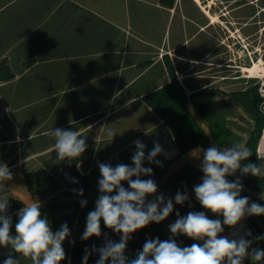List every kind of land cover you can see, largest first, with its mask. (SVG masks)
I'll return each instance as SVG.
<instances>
[{
	"label": "crops",
	"instance_id": "0c3cea01",
	"mask_svg": "<svg viewBox=\"0 0 264 264\" xmlns=\"http://www.w3.org/2000/svg\"><path fill=\"white\" fill-rule=\"evenodd\" d=\"M214 1L0 0V62L11 74H0V163L23 180L26 170L44 167L73 181L92 173L99 150L100 162H109L137 139L158 142L166 157L176 154L172 136L141 98L169 79L167 65L188 93L245 82L240 73L231 77L230 25L214 41ZM39 42L25 64L26 49ZM55 128L80 131L93 146L89 164L83 156L71 164L57 159L55 138L45 135Z\"/></svg>",
	"mask_w": 264,
	"mask_h": 264
},
{
	"label": "clouds",
	"instance_id": "9594fccd",
	"mask_svg": "<svg viewBox=\"0 0 264 264\" xmlns=\"http://www.w3.org/2000/svg\"><path fill=\"white\" fill-rule=\"evenodd\" d=\"M264 110V106H262ZM45 135L55 138L54 149L57 159L69 164L77 160L87 149L86 139L78 130H65L55 128ZM108 135H115L111 130ZM136 151L133 153L132 165L120 163L115 167L110 164L99 163L100 179L98 191L100 195L95 201V209L87 214L86 227L82 240L90 237H100L101 220L105 227L121 234L119 242L106 237L103 247L92 246L91 251L85 249L83 264H88L92 252L99 253L96 264H243L246 257L253 264L264 262V250L252 248L254 240H264V236L247 239L250 231L243 235L234 234L235 238L220 235L224 226L242 227V221L249 216L264 215V206L256 202L249 203L248 197H242V182L237 178L234 182L226 177L235 176L237 171L242 175L251 174L264 177V163H244L251 151L244 142H235L231 147L218 148L210 146L203 150L200 171L203 173L202 182L194 186V193L200 205L211 211L220 219H209L205 212L190 211L181 217L176 213L177 219L169 225L172 236L161 241L158 237L148 239L142 251L136 257L129 259L125 255L127 243L131 234L143 229L151 222L160 223L173 212L172 198L164 194L156 195L158 186L152 179H141V176H151L153 169L144 167V161L162 167V162L156 157L163 153L158 142H154L153 149L145 156L144 143L137 139L134 141ZM257 159L264 161V154H257ZM79 168V165H77ZM135 177V179H133ZM13 179V174L6 164L0 163V182ZM127 182L128 188L122 185ZM73 182L76 183L73 178ZM73 191H76L75 189ZM83 196V189H79ZM115 193V194H113ZM152 195L154 199L147 201ZM176 204H184L189 200L186 193L177 192L174 197ZM81 206L87 205V200L80 201ZM8 199L0 200V246H11L14 253L31 260L32 264H60L66 253L62 247L63 242L70 236V229L65 222L59 230L53 232L47 218H42L40 203L33 202L25 205L17 213L18 222L15 224L16 235L10 234L12 226L11 216L6 214ZM183 234L194 241H203L202 244L193 243L181 247L174 237ZM74 243V241H72ZM12 252L3 261V264H19Z\"/></svg>",
	"mask_w": 264,
	"mask_h": 264
},
{
	"label": "rangeland",
	"instance_id": "374dc122",
	"mask_svg": "<svg viewBox=\"0 0 264 264\" xmlns=\"http://www.w3.org/2000/svg\"><path fill=\"white\" fill-rule=\"evenodd\" d=\"M239 4L240 6L236 7ZM213 5L214 11L217 14H215L217 20H214V28L216 27V35L214 41L217 42L220 37H226V34H229V31L223 27L225 25L227 27L230 25V33L233 34L231 35V37H227V39L225 38V42L231 43L235 41V44L231 45L232 60L235 57V61H231L232 65L229 67L231 77H233L234 74L240 73L242 75L241 78H245V82L247 84L255 80L257 82L259 77L264 78L262 77L264 76V0H215ZM210 6L211 4H209V8ZM235 16L238 17V19L235 18ZM226 17L230 18V23L226 21L227 19H224ZM220 19L223 21L220 22ZM234 19H236L237 21H233ZM243 21L246 22L244 23ZM237 31H239V33ZM240 39H242V43L238 44L237 41H239ZM193 42L194 41H190V43L187 45L191 46ZM243 44H245V46L247 47V52L251 53L249 56L250 58L252 57V60L250 59V67H252L254 64H258L259 69L261 68L256 73H251L249 71V66L246 72H244V69H242L243 67L240 68L241 70L239 69L240 64L238 59L240 58V55L237 56L235 51L237 49H243L241 48ZM234 63H236L238 67L233 66ZM245 82L244 80H238V82H236V86H231L225 90L242 87ZM223 99H227V96L220 92L200 93L195 96L194 101L190 100L188 102V107L193 117L202 125V127L206 128L205 124L199 116V113L196 110L195 102L220 101ZM230 104L234 111L233 115L231 116L233 126L232 128L239 135L245 137L251 127V119L247 115L244 119L239 118L236 114L239 112L244 114L243 111L234 102ZM136 120L137 116H135V120L133 121L131 119H129L128 121L126 120V124L128 126L127 128L133 127ZM210 146H215L211 137ZM223 147H230V144L225 143L222 148ZM127 149L122 150L109 162L107 161L103 163L112 165V163L117 158H119ZM169 153L170 157H166L162 154L169 160L167 169L164 173H153L151 176H146L142 179H152L156 182L158 186V192L156 195L162 193L165 195V197L172 198L174 205L173 212L164 221L160 223L151 222L148 226L131 234V238L127 243V248L125 251V255L129 259L135 258L137 252L142 251L143 245L146 240L150 238L155 239L157 237L161 241L169 239L172 236L169 230V225L176 221L177 212H179L181 217L186 216L190 211L205 212L209 219H220L221 221L223 220L222 216H217L211 211L204 209L196 199L193 190L194 186L202 182L203 176V173L200 171V164L203 158V153L200 147H195L180 155H178L177 153L172 154V150H169ZM102 156L103 153L101 150H99L95 157L96 159H93L94 167L92 169V173L88 175L90 187L83 190V198L87 200V202L92 207L94 200L92 188L100 178L98 164L101 163L100 161L102 159ZM12 174L13 179L11 181L0 182V200H9L10 197H15L23 200L26 205L33 202H39L41 204L45 202L53 193H56V190L46 184L43 179H39L35 183L32 190H28L26 188L24 180L18 177L16 171ZM226 178L229 181L234 182L237 179V175L235 174V176H228ZM178 191L181 193H186L189 196V200L182 205L176 204L174 200V197ZM240 195L242 197H248L250 204L252 202H256L261 206H264V188H249L243 186V190ZM153 199L154 196L152 195H149L146 198V200L149 202ZM48 221L53 232L59 230L62 224H64L65 222L68 224L70 229V236L67 237L64 242L69 241L78 232L80 227V222L77 216L74 214L71 206L62 207L53 211L50 214ZM245 231H250L252 234L251 236L246 237L247 239H253L255 237L264 235V215L246 217L242 221V227L239 225L236 228L224 226V231L220 235L228 236L231 239L235 238L234 234L243 235ZM101 232L102 235L100 237L104 244L106 237L115 242H119L120 240L121 234L115 233L113 230L108 229L104 224L101 228ZM174 239L181 247L190 246L193 243H203V241H194L183 234H177ZM259 242L260 240L253 239V243L251 248L249 249V253L251 252L252 248H257L259 246ZM9 252H12L14 259L20 260L19 264L31 262L30 259L22 256L20 257L19 254L14 253V251L11 249V246L9 245L7 247L0 246V264H3V261L8 257ZM243 264H253V261L250 258L246 257L243 261Z\"/></svg>",
	"mask_w": 264,
	"mask_h": 264
},
{
	"label": "trees",
	"instance_id": "16d2710c",
	"mask_svg": "<svg viewBox=\"0 0 264 264\" xmlns=\"http://www.w3.org/2000/svg\"><path fill=\"white\" fill-rule=\"evenodd\" d=\"M160 1L166 5H172L174 0ZM42 45V42H39L26 49L25 64L31 63L38 51L41 50ZM6 71L7 74L5 77H10L11 74L7 69V65L0 62V74ZM167 71L169 79L156 89L143 94L141 98L152 109L157 118L161 120L163 127L172 136L177 154H184L195 147H200L203 153V150L210 147L211 137L214 145L218 148H222L225 143H229L231 147V144L235 142H244L251 151L252 156H250L247 161L242 162V164L249 162L257 164L256 149L262 126H264V112L261 110L262 98L257 91L256 80L249 84L245 82L242 87L231 88L228 90H222L218 87L210 86L188 93L177 79L171 64L167 65ZM214 92L225 94L227 99L220 101L195 102L196 110L205 124L206 128H204L193 117L188 107V102L190 100L194 101L195 96L200 93ZM233 102L237 104L245 114L244 116V114L240 112L237 113L236 115L239 118L244 119L247 115L251 119V127L245 137L239 135L232 128L231 116L234 111L230 103ZM141 141L146 146L145 156L147 157L154 145L149 139H143ZM86 144L87 149L82 156L86 160V163L89 164L93 153V146L89 142H86ZM135 151V145L130 146L112 163L111 166L115 167L120 163L134 166L132 165L131 157ZM156 159L162 162V167L157 166L155 163L150 164L147 159H145L143 166L151 167L153 173H164L167 169L169 160L162 154L158 155ZM236 175L237 178L241 180L244 187L264 188V177H256L251 174L242 175L239 171H237ZM144 177L146 176H141L140 178L142 179ZM39 179H43L46 184L56 190V193H53L45 202L40 204L42 218H47L48 220L53 211L62 207L71 206L74 214L80 222L78 232L69 241L63 242L62 244L66 256L60 264H83V256L85 255L86 248L91 251L93 245H95L97 249L104 246L101 237L93 236L88 240L81 239L86 227L87 214L95 209V201L100 195L98 191V181L92 188L94 194L93 207L90 206L88 202L86 206L82 207L80 201L85 199L83 196L79 195L78 190L81 188L84 190L85 188L90 187L87 174L84 173L77 177L75 179L77 182L74 183L73 181H67L61 176L49 172L44 167H37L24 172V182L28 190H32ZM133 179H135V177H133ZM122 185L125 188H128L126 181L122 182ZM74 189L76 191H73ZM24 204L23 200L19 198L10 197L8 200L6 214L11 216L13 221L10 229V234L13 236L16 235L15 224L18 222L17 213L24 207ZM103 224V220H101V228L103 227ZM72 241H74V243H72ZM257 249L264 250V240H260ZM98 259L99 253L92 252L88 258V264H96ZM24 264H32V262ZM106 264H110V260L106 262ZM261 264H264V262H261Z\"/></svg>",
	"mask_w": 264,
	"mask_h": 264
},
{
	"label": "built area",
	"instance_id": "2783aa9c",
	"mask_svg": "<svg viewBox=\"0 0 264 264\" xmlns=\"http://www.w3.org/2000/svg\"><path fill=\"white\" fill-rule=\"evenodd\" d=\"M239 43H242V39L239 40ZM241 48H243L249 58V60L251 59L252 60V57L250 58V54L249 52H247V47L245 46V44H243L241 46ZM245 66L242 68L244 69ZM244 72H246L244 70ZM243 72V73H244ZM264 77V76H262ZM257 91L260 95V97L262 98V101H261V110H262V106H264V78H258L257 80ZM262 112H264V110H262ZM264 154V126H262V129H261V134H260V138H259V141H258V144H257V149H256V154ZM261 163H264V161H260L257 159V165L261 164Z\"/></svg>",
	"mask_w": 264,
	"mask_h": 264
},
{
	"label": "water",
	"instance_id": "95a60500",
	"mask_svg": "<svg viewBox=\"0 0 264 264\" xmlns=\"http://www.w3.org/2000/svg\"><path fill=\"white\" fill-rule=\"evenodd\" d=\"M240 58L242 60V62L246 65L249 66L250 65V60L247 57V54L245 52V50L241 49L239 52Z\"/></svg>",
	"mask_w": 264,
	"mask_h": 264
},
{
	"label": "bare ground",
	"instance_id": "6f19581e",
	"mask_svg": "<svg viewBox=\"0 0 264 264\" xmlns=\"http://www.w3.org/2000/svg\"><path fill=\"white\" fill-rule=\"evenodd\" d=\"M249 67H250V65H249ZM247 69H248V66H247ZM260 69H261V68H260ZM260 69H259V65H258V64H254L252 67L249 68V71H250L251 73H256V72H258Z\"/></svg>",
	"mask_w": 264,
	"mask_h": 264
},
{
	"label": "flooded vegetation",
	"instance_id": "af4514ba",
	"mask_svg": "<svg viewBox=\"0 0 264 264\" xmlns=\"http://www.w3.org/2000/svg\"><path fill=\"white\" fill-rule=\"evenodd\" d=\"M241 59V58H240ZM249 59V58H248Z\"/></svg>",
	"mask_w": 264,
	"mask_h": 264
}]
</instances>
